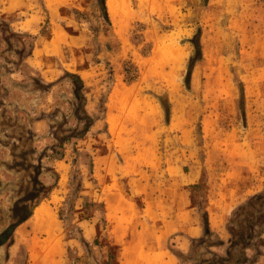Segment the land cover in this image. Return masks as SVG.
<instances>
[{"label":"rangeland","instance_id":"374dc122","mask_svg":"<svg viewBox=\"0 0 264 264\" xmlns=\"http://www.w3.org/2000/svg\"><path fill=\"white\" fill-rule=\"evenodd\" d=\"M105 2L0 0V264H28L40 203L57 263L193 264L184 228L206 214L222 254L264 192V0Z\"/></svg>","mask_w":264,"mask_h":264},{"label":"trees","instance_id":"16d2710c","mask_svg":"<svg viewBox=\"0 0 264 264\" xmlns=\"http://www.w3.org/2000/svg\"><path fill=\"white\" fill-rule=\"evenodd\" d=\"M99 7L101 9L103 18L108 22V18L105 11L104 0H97ZM71 77L72 83V93L74 99L79 102L78 109H81V103L84 100L82 94L83 83L77 75L67 74ZM75 109V110H78ZM78 118V117H77ZM89 117L84 116L83 119H88ZM88 126H86L87 128ZM39 185V183L37 182ZM42 189V188H41ZM38 194L41 192L38 191ZM38 197L37 199H39ZM35 199V197H34ZM264 192L258 193L257 195L250 198L245 205L238 207L237 219L231 220L227 226V231L230 235L227 245L225 246L223 253L219 254L212 251V248H218L224 246V242L220 239L212 240L213 236L208 221L206 219V214L203 217L202 231L203 234L200 238L192 239L191 253L194 254V263L193 264H244L248 261V258L245 254V250L251 246V242L256 238L260 237L263 234L264 225L262 219L264 218ZM35 204L33 207H35ZM23 219V218H22ZM22 219L19 220L22 221ZM15 225H12L6 229L1 237L2 239L8 240L10 232ZM78 231L80 229H77ZM80 242L83 243L85 247L88 246V243L80 237ZM3 242L0 240V245ZM198 250H202L201 253ZM200 252V253H199Z\"/></svg>","mask_w":264,"mask_h":264},{"label":"bare ground","instance_id":"6f19581e","mask_svg":"<svg viewBox=\"0 0 264 264\" xmlns=\"http://www.w3.org/2000/svg\"><path fill=\"white\" fill-rule=\"evenodd\" d=\"M108 11L110 12H115V0H106L105 2ZM171 44V43H169ZM164 46V45H163ZM166 47L163 48V52L160 51V53L162 52L163 55L169 56L171 58H175V52L173 51V49L171 47H169L168 45H165ZM160 48V49H161ZM161 49V50H162ZM110 119V118H109ZM112 119V118H111ZM112 126V125H111ZM113 131H114V125H113ZM111 130V128H110ZM63 182V181H62ZM57 199V197L52 196L50 198L51 203L55 202ZM50 204V203H49ZM51 210V209H50ZM48 208V206L44 205L43 203H40L35 209H34V213H33V217L36 220H40L42 222V226H43V234L45 235V238L42 239L41 244L37 247L40 251L36 252L35 251V256L34 257H42L44 258V260H49L50 264H57V262H55V260L53 259V256L56 252H58V247L60 243L58 240H56L55 237V217L54 214L51 213ZM58 241V242H57ZM36 246V245H35Z\"/></svg>","mask_w":264,"mask_h":264},{"label":"crops","instance_id":"0c3cea01","mask_svg":"<svg viewBox=\"0 0 264 264\" xmlns=\"http://www.w3.org/2000/svg\"><path fill=\"white\" fill-rule=\"evenodd\" d=\"M33 213H34V211H33ZM36 221L38 222L39 230H41L42 231V234H43V229L44 228L42 226V222L40 220H36ZM209 228H210V225H209ZM210 230L212 231V229H210ZM202 234H203L202 227H201V225L199 223L198 224L197 223H194L192 225H189L186 228H184V231H183V237L186 238L187 240L188 239H197V238L201 237ZM40 244H41V242L38 243L37 240H35V239L34 240H31L30 243H25V246H27L28 255H29L28 264H50L49 260H44L43 256H42V260L41 261H39V258L37 256L33 258V255L35 256V251L36 250H37L36 252H39L40 251L37 248ZM177 248H179V252L184 253V252H186L185 249L187 247H186V245L184 243H182ZM56 253H58V252H56ZM56 253L53 256V259L54 260H55ZM160 260H162V257L159 258V264L162 263ZM43 261L45 263H43ZM169 261L171 262V260H169ZM57 264H60V263L58 262Z\"/></svg>","mask_w":264,"mask_h":264},{"label":"water","instance_id":"95a60500","mask_svg":"<svg viewBox=\"0 0 264 264\" xmlns=\"http://www.w3.org/2000/svg\"><path fill=\"white\" fill-rule=\"evenodd\" d=\"M189 79H190V72H187V75H186V79H185V83H189Z\"/></svg>","mask_w":264,"mask_h":264}]
</instances>
